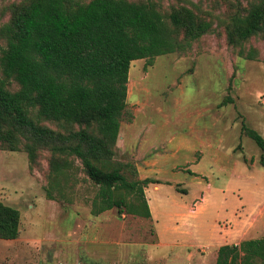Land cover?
I'll return each instance as SVG.
<instances>
[{
  "label": "rangeland",
  "instance_id": "rangeland-1",
  "mask_svg": "<svg viewBox=\"0 0 264 264\" xmlns=\"http://www.w3.org/2000/svg\"><path fill=\"white\" fill-rule=\"evenodd\" d=\"M153 1L167 21L171 11L184 6L210 28L185 51L155 56L151 64L145 58L130 63L126 106L110 165L133 180L138 178L137 161L148 173L143 161L157 156L160 165L153 175L163 183L160 215L175 201L189 203L203 191L206 199L195 202L208 216L223 199L219 189L227 183L226 196L233 201L244 175L252 182L264 178V149L240 130L244 121L264 139V30L241 43L227 40L231 16L246 13L260 0ZM20 2L0 0V24L9 22ZM5 46L0 37V56ZM250 51L254 59L245 58ZM6 88L15 91L19 85L9 79ZM29 112L37 117L36 108ZM38 121L58 132L79 128ZM55 156L67 162L61 174L52 170ZM190 170L199 173L197 178ZM208 182L214 191L203 190ZM97 192L98 185L74 156H53L42 147L30 162L22 144L16 151L0 146V201L20 211L17 239H0V264H188L171 261L170 248L156 245L155 220L127 212L126 206L120 214L116 207L94 214ZM115 196L141 206L136 192L119 189ZM196 209L193 202L190 211Z\"/></svg>",
  "mask_w": 264,
  "mask_h": 264
},
{
  "label": "trees",
  "instance_id": "trees-1",
  "mask_svg": "<svg viewBox=\"0 0 264 264\" xmlns=\"http://www.w3.org/2000/svg\"><path fill=\"white\" fill-rule=\"evenodd\" d=\"M209 28V22L184 6L171 11L167 21L153 0H21L9 22L0 24L6 41L0 56V146L16 151L22 144L30 162L42 147L53 156H74L98 185L94 214L113 207L120 214L126 206L127 212L150 218L143 187L157 181L129 180L110 165L126 106L129 66L136 59L151 64L155 56L185 51ZM263 30L260 0L246 13L231 16L227 40L241 43ZM245 58L254 59V52ZM9 79L18 83L17 90L6 88ZM31 108H36V118L29 115ZM39 119L79 128L58 132ZM240 130L264 149L255 129L242 121ZM50 163L57 174L67 165L56 156ZM119 189L136 192L140 208L115 196ZM19 224L20 211L0 201V239L17 238ZM215 264H264V234L220 246Z\"/></svg>",
  "mask_w": 264,
  "mask_h": 264
},
{
  "label": "crops",
  "instance_id": "crops-1",
  "mask_svg": "<svg viewBox=\"0 0 264 264\" xmlns=\"http://www.w3.org/2000/svg\"><path fill=\"white\" fill-rule=\"evenodd\" d=\"M209 145L211 147L210 143ZM143 162L148 166V173L141 171L143 168L137 161L138 179L149 177L157 181L143 187L150 218L157 224L154 228L156 245L170 248L167 257L171 261L188 264H215L217 250L220 246L238 244L242 240L263 236L264 178L252 182L250 175L247 178L244 175L243 186L234 188L235 199L233 201H229L226 196V192L230 189L227 183L223 189H219L223 194V199L216 203V208L208 216L203 205L195 202L196 198H200L201 202L206 199L207 195H204L203 191L199 197L191 199L189 203L181 199L175 201L169 207L164 208L165 214L161 216L159 192L163 183L161 178L153 175L160 165V159L152 156ZM248 165L249 167L255 166L254 164ZM261 167L264 173V166ZM191 172L195 173V178H197L199 173ZM213 188L208 182L203 190L210 192L214 191ZM193 202L197 209L191 212ZM160 218L162 223L158 224ZM190 221H193L192 224H188Z\"/></svg>",
  "mask_w": 264,
  "mask_h": 264
}]
</instances>
